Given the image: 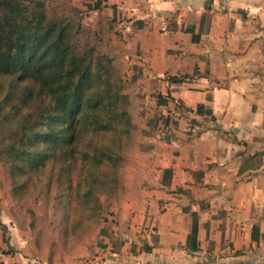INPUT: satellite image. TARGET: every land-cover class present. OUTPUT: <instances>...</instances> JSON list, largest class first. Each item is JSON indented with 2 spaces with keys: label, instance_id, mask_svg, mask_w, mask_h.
I'll return each mask as SVG.
<instances>
[{
  "label": "crops",
  "instance_id": "obj_1",
  "mask_svg": "<svg viewBox=\"0 0 264 264\" xmlns=\"http://www.w3.org/2000/svg\"><path fill=\"white\" fill-rule=\"evenodd\" d=\"M109 2L128 72L146 88L158 81L163 107L180 113L145 133L138 153L149 158L123 179L116 224L92 257L82 245L64 264H264V0Z\"/></svg>",
  "mask_w": 264,
  "mask_h": 264
},
{
  "label": "trees",
  "instance_id": "obj_2",
  "mask_svg": "<svg viewBox=\"0 0 264 264\" xmlns=\"http://www.w3.org/2000/svg\"><path fill=\"white\" fill-rule=\"evenodd\" d=\"M80 24L65 12L50 14L45 0H0V158L18 195L36 177L62 186L75 206L74 230L101 218V195L123 192L121 165L134 127L111 54L82 47ZM188 243L198 249L196 225Z\"/></svg>",
  "mask_w": 264,
  "mask_h": 264
},
{
  "label": "rangeland",
  "instance_id": "obj_3",
  "mask_svg": "<svg viewBox=\"0 0 264 264\" xmlns=\"http://www.w3.org/2000/svg\"><path fill=\"white\" fill-rule=\"evenodd\" d=\"M45 1L50 14L65 12L73 22L81 23L78 42L82 47L93 45L98 51L111 54L112 63L122 77L124 92L130 97L129 110L134 127L121 172L123 179H132L137 176L134 170L135 160L142 157L140 161L143 164L149 158L148 155L138 153L146 143L145 133L159 130V125H163L167 114L171 117L177 116L180 113L176 108L177 103L172 102L170 110L168 106L163 107L164 104H160L159 99L164 98V92L170 91L160 88L158 81L154 82L157 84H150V88H146L144 75L134 77L135 73L128 72L129 69L124 65L125 59L122 60L118 56L127 53L120 51L113 39L114 37L116 40L113 35L115 30L112 10L103 8L107 0ZM97 1L103 9L94 11L93 7ZM109 3L112 4V0ZM117 32L115 33L121 34ZM139 79H143L142 82ZM206 123L208 122L203 124L207 125ZM195 124L197 123L189 120L179 122L178 126L181 125L182 129H192ZM14 181L8 164L0 158V264H64L66 250L79 255L82 245L88 247L90 258L96 250L95 245L100 242V233L109 231L116 224L115 211L121 210L123 204L120 193L109 198L101 195V218L74 230L71 216L75 206L73 202L67 204V196L62 193V186L55 181L48 186L45 178L37 180L36 177L30 180L28 186L18 195L14 189ZM80 260L82 259L78 256L77 262Z\"/></svg>",
  "mask_w": 264,
  "mask_h": 264
},
{
  "label": "built area",
  "instance_id": "obj_4",
  "mask_svg": "<svg viewBox=\"0 0 264 264\" xmlns=\"http://www.w3.org/2000/svg\"><path fill=\"white\" fill-rule=\"evenodd\" d=\"M144 1H149V0H144ZM172 86L179 87V83H172Z\"/></svg>",
  "mask_w": 264,
  "mask_h": 264
}]
</instances>
